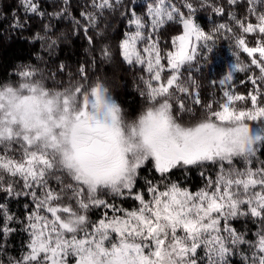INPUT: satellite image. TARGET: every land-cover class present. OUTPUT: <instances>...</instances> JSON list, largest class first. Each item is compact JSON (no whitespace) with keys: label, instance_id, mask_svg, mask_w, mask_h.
Masks as SVG:
<instances>
[{"label":"snow or ice","instance_id":"snow-or-ice-1","mask_svg":"<svg viewBox=\"0 0 264 264\" xmlns=\"http://www.w3.org/2000/svg\"><path fill=\"white\" fill-rule=\"evenodd\" d=\"M20 3L26 15L45 16L36 0ZM227 3L246 4L248 15L230 14L234 27L220 23L209 30L196 13L209 7L223 15L212 0H184L187 12L171 0H150L142 13L136 0H89L92 10L79 12L84 24L72 17L74 32L82 31L89 44V31L101 26L105 13L118 12L125 23L120 60L141 69L147 78L140 77L146 89L140 95L158 105L138 127L129 126L131 139L107 83L90 80L83 66L75 87L54 96L38 86L31 68L18 73L20 83L0 85V198L25 201L22 218L0 202V264L7 255L3 237L17 231L13 223L27 239L25 251L18 259L7 256V264H234V257L264 264V162L253 166L264 129L251 123L264 125V0ZM71 6L72 0H62L52 15L61 17ZM13 19L14 27L25 26ZM171 25L178 32L163 38ZM230 37L233 55L245 54L247 63L232 64L219 82L244 72L241 83L252 90H224L215 107L203 105L193 66L203 72L217 42ZM56 44L49 37L48 48ZM102 57L113 58L109 48ZM186 99L201 106L202 118ZM193 168L203 181L199 187L172 179ZM101 194L133 204L124 207ZM94 209L101 214L92 220ZM237 223L256 226L251 238Z\"/></svg>","mask_w":264,"mask_h":264},{"label":"trees","instance_id":"trees-1","mask_svg":"<svg viewBox=\"0 0 264 264\" xmlns=\"http://www.w3.org/2000/svg\"><path fill=\"white\" fill-rule=\"evenodd\" d=\"M36 2L39 4L40 10L45 12L43 18L31 14L26 15L20 0H0V85L20 83L18 73L23 70L24 65H27L37 73L36 83L39 86L46 90L63 92L65 89L70 90L75 87L79 82V69L83 66L90 80L99 77L107 83L110 94L122 109L125 125L138 127L140 118L145 116L149 110H155L158 105L148 104L146 96L140 95L142 91L146 92L143 81L140 79L141 76H145L141 69L131 68L120 60L117 44L125 31V23L119 13L111 15L105 13L106 18L101 26L95 31H89L88 35L93 37V43L89 44L82 31L74 32L76 26L72 21V17L81 19L80 11L92 10L89 0H72V6L68 9V13L61 17H54L52 14L61 11L62 0H36ZM212 2L216 6L223 7L224 14L218 15L213 8L198 7L197 19L206 30L220 23L234 27L233 21L229 18L230 14L240 19L248 15L247 6L244 3L232 6L227 3V0H212ZM136 3L140 5L142 13L143 5L146 3L137 0ZM194 3H198V0H194ZM14 16L20 18V21L25 25L23 28L14 27L16 23V20L13 19ZM253 22L255 21L253 20ZM81 24H84L82 19ZM178 30L177 25H171L164 30L163 38L166 39L169 35L176 34ZM97 32H101L103 35H97ZM37 37H44V39H37ZM49 37L57 41V44L52 48L47 46ZM249 43H252L251 38H249ZM105 47L109 48L112 53L111 60H104L102 57V49ZM236 51L231 37L228 40H219L207 61L208 67L203 72L197 73L196 65L193 66L192 76L196 80L203 105L212 102L215 107V101L221 98V93L224 90L240 94H246L252 90L250 83H241V81L247 80L248 74L244 72L235 73L234 79L227 85H221L219 82L229 69L228 62L235 59L231 52ZM239 59L241 63H247L245 54H240ZM203 64L204 61H201V65ZM60 65L64 66L63 71L60 70ZM145 78L147 77L145 76ZM185 105L192 107L202 118L201 106L194 105L190 99L185 100ZM183 122L191 124L194 120L186 118ZM251 123L258 132L264 129V125ZM256 149L257 159L253 161V166L264 162V143H258ZM235 164L237 167H243L242 161H236ZM211 171L214 169L206 167V172ZM198 172L199 169L193 168L186 176L183 171H176L172 179L188 183L195 189L203 183ZM142 175L152 177L154 174L145 171ZM65 179L66 182H69L67 178ZM140 183L142 184V181ZM53 187L56 185L53 184ZM101 195L102 198L109 201L114 200L116 204L124 207L133 204L131 200H121L110 194ZM0 202L5 203L16 217L22 218L23 204L25 203L23 199L0 198ZM100 214L101 210L99 209H94L89 213L92 220L97 219ZM2 223L3 220L0 219V224ZM11 227L16 228L17 231L3 237L7 241L5 246L7 255L3 256L5 264H7V256L17 259L20 257L25 251L27 239L26 234L20 230L19 224L13 223ZM237 227L248 229L250 238L251 232L256 230V226L251 223H237ZM233 259L234 264H240L239 257Z\"/></svg>","mask_w":264,"mask_h":264},{"label":"rangeland","instance_id":"rangeland-1","mask_svg":"<svg viewBox=\"0 0 264 264\" xmlns=\"http://www.w3.org/2000/svg\"><path fill=\"white\" fill-rule=\"evenodd\" d=\"M137 1H138V2H145V3L150 2V0H137ZM171 2L174 3L177 7L181 8L182 11L187 12V10L184 9V8L182 7L184 0H171ZM193 2H194V0H193ZM197 11H198V10H197ZM196 15H197V13H196ZM198 22H199V21H198ZM231 53L233 54V52H231ZM239 60H240L239 57H238V58L235 57L234 60L228 62V66H229V68H230L231 65L234 64V63H241ZM26 68H29V67H28L27 65H24V66H23V70L26 69ZM234 75H235V73H234ZM229 83H230V82H229ZM229 83H226L225 85H227V84H229ZM38 86H39V85H38ZM39 87L43 88L42 86H39ZM17 91L19 92V89H17ZM47 91H48V92L50 93V95H52V96H54L55 93L57 92V91H52V90H47ZM116 102H117V101H116ZM72 107H73V109H76V105H75V104H73ZM155 110H156V108H155ZM155 110H153V111H155ZM61 114H62V112H61V113H57V115H61ZM253 126H254V125H253ZM254 127H255V126H254ZM128 128H129V127H128L127 125H125V123H124L125 135H126L129 139H131V137H130V133L128 132ZM256 130H257V128H256ZM257 131H258V130H257ZM65 150H66L67 152L71 153V149H70V147H68L67 145H65ZM258 166H260V165H258ZM258 166H254V167H258ZM236 167H237V166H236ZM237 168H243V167H237Z\"/></svg>","mask_w":264,"mask_h":264},{"label":"clouds","instance_id":"clouds-1","mask_svg":"<svg viewBox=\"0 0 264 264\" xmlns=\"http://www.w3.org/2000/svg\"><path fill=\"white\" fill-rule=\"evenodd\" d=\"M93 163L98 164V165H103L105 162L104 161H94Z\"/></svg>","mask_w":264,"mask_h":264}]
</instances>
